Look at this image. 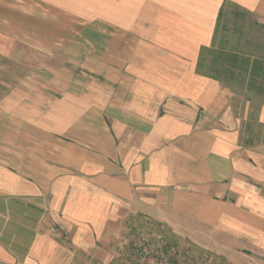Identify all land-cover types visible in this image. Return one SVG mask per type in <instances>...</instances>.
<instances>
[{
    "label": "crops",
    "instance_id": "crops-1",
    "mask_svg": "<svg viewBox=\"0 0 264 264\" xmlns=\"http://www.w3.org/2000/svg\"><path fill=\"white\" fill-rule=\"evenodd\" d=\"M229 10L264 29V0H0V264H106L137 217L264 264V89L247 83L264 37L231 45L248 72L226 83Z\"/></svg>",
    "mask_w": 264,
    "mask_h": 264
},
{
    "label": "rangeland",
    "instance_id": "rangeland-1",
    "mask_svg": "<svg viewBox=\"0 0 264 264\" xmlns=\"http://www.w3.org/2000/svg\"><path fill=\"white\" fill-rule=\"evenodd\" d=\"M222 20L221 33L223 31L225 35L226 49L231 50V45H236L238 42L249 44V40L264 37V29H260V26L254 27L256 25L250 17H244L236 11H227ZM237 28L241 29V33H238ZM241 37L245 38L244 41H241ZM202 236L205 235L201 233L199 227L180 226L172 231L169 226L155 223L145 217H137L130 219L128 226L121 227L114 250L119 254L130 247L145 244L156 251L174 245L185 256L184 259L196 264H235L239 261V258L234 257L230 251L216 245L215 235H209L213 240L212 248L205 246V239Z\"/></svg>",
    "mask_w": 264,
    "mask_h": 264
},
{
    "label": "built area",
    "instance_id": "built-area-1",
    "mask_svg": "<svg viewBox=\"0 0 264 264\" xmlns=\"http://www.w3.org/2000/svg\"><path fill=\"white\" fill-rule=\"evenodd\" d=\"M184 258L180 249L174 245L153 251L147 245L140 244L113 256L106 264H196Z\"/></svg>",
    "mask_w": 264,
    "mask_h": 264
},
{
    "label": "trees",
    "instance_id": "trees-1",
    "mask_svg": "<svg viewBox=\"0 0 264 264\" xmlns=\"http://www.w3.org/2000/svg\"><path fill=\"white\" fill-rule=\"evenodd\" d=\"M243 16V14H242ZM242 27V26H241ZM238 33H241V29L237 28ZM248 49H226L220 51H213V55L218 59L219 62H222L224 66L222 69L220 68L219 71L224 74L225 82L235 81L239 84H242L245 79L244 77H233L235 73V69H238V74H243L248 72ZM253 67L250 69L249 73H252ZM264 77H262V80ZM239 81V82H238ZM248 87L253 88L256 83L259 87L258 89H264V82L258 81L257 77H249L248 79Z\"/></svg>",
    "mask_w": 264,
    "mask_h": 264
}]
</instances>
